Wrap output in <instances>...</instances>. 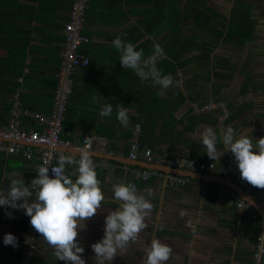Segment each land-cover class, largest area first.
Instances as JSON below:
<instances>
[{
    "label": "crops",
    "instance_id": "obj_1",
    "mask_svg": "<svg viewBox=\"0 0 264 264\" xmlns=\"http://www.w3.org/2000/svg\"><path fill=\"white\" fill-rule=\"evenodd\" d=\"M72 1L0 0V125L8 122L17 91L25 108L41 113L51 111L56 74L62 61L63 27ZM143 1L146 0H90L86 16L83 33L89 43L82 47V52L90 59V65L74 75V92L63 124V138L80 144L84 136L92 135L106 142V152L97 153L111 152L117 159H107L113 166L111 170L95 169L105 198L92 218L80 221L77 242L84 248L81 257L86 264H97L91 245L104 237L106 216L120 203L114 199L112 185L132 181L128 175L129 168L133 167L129 164L128 151L133 139L164 156L184 155L198 161H212L217 166H229L234 154L225 148L221 129L232 127L237 136L246 135L254 144L255 140L264 138V0L243 4L248 14L253 15L250 39L236 44L215 41L214 52L204 61L199 58L201 52L194 48L182 62L179 58H169L174 51V31L170 39L169 29H163L164 22L157 24L159 19L153 7ZM186 1H177V7L184 8ZM198 1L201 9L215 3L226 10L230 8V3L222 0ZM235 3L231 4L232 8ZM226 12L216 13L229 18L230 13ZM196 19L197 14L184 25L197 31ZM212 25L220 29L218 20ZM151 28H154L152 33ZM117 36L131 42L137 51L143 49L142 60L153 54L155 44L161 45L164 55L157 60V67L173 79L164 95L158 94L160 86L151 79L142 81L132 69H124L120 53L112 43ZM93 97L97 99L94 101ZM218 102H225L230 110L223 125L218 108L207 111L196 108ZM104 104L113 106L111 116H100ZM118 104L128 108V127L116 119ZM22 120L24 126L41 129L28 118ZM137 125L140 129L136 135ZM206 127L217 133V160L208 157L200 142L199 133ZM61 154L79 158L74 151L61 150ZM39 166L37 159L26 161L0 153V189L10 188L8 177L13 172L30 187ZM72 170L73 166H65L66 174ZM187 178L190 180L186 184L173 186L158 176L145 183L136 182L138 194H144L153 204L151 215L145 221L148 227L135 242L118 250L113 260L105 264H144L153 236L172 249L166 264H253L254 240L264 225V215H261L264 209L260 205L264 201V189L249 184V194L238 184L239 188ZM223 189L234 192L237 197H225L221 194ZM148 190L153 193L151 197L147 196ZM239 201L244 203V208L237 207ZM181 210L187 213L183 218ZM25 211L0 206V264L20 263ZM160 225L165 226L162 231ZM6 234L17 238V246L5 245ZM53 251L39 234L35 264H67L57 260ZM260 264H264V257Z\"/></svg>",
    "mask_w": 264,
    "mask_h": 264
},
{
    "label": "clouds",
    "instance_id": "obj_2",
    "mask_svg": "<svg viewBox=\"0 0 264 264\" xmlns=\"http://www.w3.org/2000/svg\"><path fill=\"white\" fill-rule=\"evenodd\" d=\"M112 43L120 53V63L124 69H132L142 81L151 79L160 86L158 94L164 95V90L173 84V79L157 67V60L164 55L161 45L155 44L153 54L142 60L143 49L137 51L131 42L117 36ZM96 99L93 97L94 101ZM116 108V119L123 127H128V108L122 104ZM112 113L111 104H104L100 110L102 117L111 116ZM221 133L225 148L234 154L238 162L241 178L254 187L264 189V138L255 140L254 144L253 139L246 135L237 136L232 127L221 129ZM199 136L208 157L217 160V133L211 127H206ZM47 164L45 161L36 169L39 175L31 181L30 187L25 186L23 179L16 178L15 172L11 173L8 177L10 188L7 191L0 189V206L25 209V215L31 218V226L54 250L53 255L57 260L67 264H86L81 257L84 248L77 242L78 230L82 227L80 221L92 218L105 198L95 164L86 149L80 151L78 159L73 155L60 154L58 166L51 168L54 178L49 176ZM66 165L73 166L70 174H66ZM72 176L76 177L75 181L70 178ZM111 190L114 199L120 203L116 210L106 216L104 237L91 245L97 264L111 262L118 250L126 249L130 242H135L148 227L145 221L153 209L150 200L144 194H138L137 186L133 183H114ZM152 195V191L148 190L147 196ZM21 200L23 203L18 204L17 201ZM186 214L185 210L180 211L181 218ZM164 227L160 225V230ZM4 243L17 246V238L6 234ZM171 253L170 246L153 236L146 249L144 264H166Z\"/></svg>",
    "mask_w": 264,
    "mask_h": 264
},
{
    "label": "built area",
    "instance_id": "obj_3",
    "mask_svg": "<svg viewBox=\"0 0 264 264\" xmlns=\"http://www.w3.org/2000/svg\"><path fill=\"white\" fill-rule=\"evenodd\" d=\"M90 9V0H73L69 11L67 22L63 27L64 44L62 49V61L56 74L57 84L53 93V106L49 113H41L30 110L23 106L19 91L12 99L10 117L6 124L0 125V153L22 157L26 161L39 160L40 165L48 162L49 176L53 177L51 168L58 166L61 150H72L80 152L86 149L89 152H106V142L96 140L92 135H86L82 143L73 142L63 138L64 120L71 96L74 92V75L82 68L90 65V59L82 52V47L89 43L84 35L87 12ZM202 111L218 108L221 111L219 116L220 124L230 116V110L225 102L205 104L196 107ZM23 118L36 122L41 129H31L23 124ZM139 125L135 127V134L139 133ZM111 156V152L107 153ZM92 158V157H91ZM128 159L134 162H143L150 165L166 166L170 168L188 170L195 173L229 178L250 194V185L241 178L238 169V162L234 155L231 157L229 166H217L214 162L198 161L184 155L164 156L156 153L153 149L141 145L137 138L133 139L129 146ZM95 169L107 171L112 169L111 162L107 159L96 160L92 158ZM38 175L36 178H38ZM128 175L131 182L137 187V181L143 183L152 177H163L168 185H184L190 179L170 173H163L156 169H146L139 166L130 167ZM225 197H237L227 189L221 190ZM35 190H33V198ZM264 209V201L260 203ZM243 202H238L239 209L244 208ZM30 217L25 215V237L22 256L19 264H35L34 259L38 249L39 233L31 226ZM26 239L29 240L26 243ZM264 257V225L260 227L254 240L252 263L260 264Z\"/></svg>",
    "mask_w": 264,
    "mask_h": 264
},
{
    "label": "trees",
    "instance_id": "obj_4",
    "mask_svg": "<svg viewBox=\"0 0 264 264\" xmlns=\"http://www.w3.org/2000/svg\"><path fill=\"white\" fill-rule=\"evenodd\" d=\"M177 1L179 0L143 1L144 3H150L153 7V11L159 19L157 24L164 22L163 29H169L170 39L174 31V37L176 38L173 40L174 51L172 53L173 55H169L170 59L179 58L182 62L187 57H190L194 48H197V50L201 52L199 58L203 61L208 60L215 50V41L222 40L224 43L236 44L245 42L251 38L253 30L252 20L248 12H244V14L241 15L239 3H235L229 15L230 17L224 18L203 5L202 7L204 8L201 9L199 6L200 1L198 0H187L184 8L177 7ZM167 2H169V4ZM167 7L168 11L166 12ZM244 10L249 11L245 6ZM195 14L198 16L195 25L197 31L190 30L188 26L184 25V23ZM215 20H218L220 23V29H215L213 27L212 23ZM153 29L154 28L149 29V32L152 33ZM200 33L206 34L207 36L200 35ZM209 36L212 38L208 39L207 37Z\"/></svg>",
    "mask_w": 264,
    "mask_h": 264
},
{
    "label": "water",
    "instance_id": "obj_5",
    "mask_svg": "<svg viewBox=\"0 0 264 264\" xmlns=\"http://www.w3.org/2000/svg\"><path fill=\"white\" fill-rule=\"evenodd\" d=\"M67 151H72L70 149H68ZM76 154L79 155L80 152H75ZM91 157H97V158H104V159H108V160H117L116 158H114V156H109V155H105V154H100L97 152H90ZM130 165L132 166H139V167H143L146 169H156V170H160L164 173H171L174 175H179V176H183V177H190V178H198L200 180H211V181H216L222 184H226L227 186H231V185H235L237 188H239V186L236 183H233L231 180H229L228 178H224V177H212L211 175H205V174H200V173H195L192 171H188V170H180V169H175V168H170V167H166V166H156V165H150V164H146L143 162H134L131 161L129 162ZM262 214L264 215V211L262 210Z\"/></svg>",
    "mask_w": 264,
    "mask_h": 264
},
{
    "label": "flooded vegetation",
    "instance_id": "obj_6",
    "mask_svg": "<svg viewBox=\"0 0 264 264\" xmlns=\"http://www.w3.org/2000/svg\"><path fill=\"white\" fill-rule=\"evenodd\" d=\"M260 1H262V0H260ZM222 2H229L230 3V8L228 9V10H226V9H224L223 7H222V5H220V4H217V3H215L216 5H218V6H216V5H212V6H210L209 8L212 10V11H214V12H218V13H222V12H224L225 13V11H227L226 12V14L227 13H230L231 14V4L234 2H237V3H239V5H240V7H241V15L242 14H244V12H248V11H245L244 10V6H242L243 4H252L251 3V0H222ZM232 2V3H231ZM242 4V5H241ZM223 14V13H222ZM249 17L251 18V20H253L252 18H253V15H251L250 14V12H249Z\"/></svg>",
    "mask_w": 264,
    "mask_h": 264
},
{
    "label": "rangeland",
    "instance_id": "obj_7",
    "mask_svg": "<svg viewBox=\"0 0 264 264\" xmlns=\"http://www.w3.org/2000/svg\"><path fill=\"white\" fill-rule=\"evenodd\" d=\"M197 29V28H196Z\"/></svg>",
    "mask_w": 264,
    "mask_h": 264
}]
</instances>
